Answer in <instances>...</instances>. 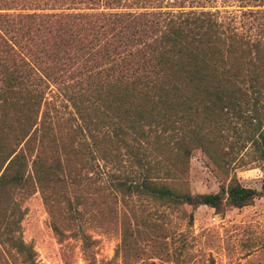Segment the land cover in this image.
Listing matches in <instances>:
<instances>
[{
  "label": "trees",
  "instance_id": "trees-1",
  "mask_svg": "<svg viewBox=\"0 0 264 264\" xmlns=\"http://www.w3.org/2000/svg\"><path fill=\"white\" fill-rule=\"evenodd\" d=\"M171 1L0 0V233L33 191L50 213L148 203L189 207V224L201 206L221 215L264 198L230 174L234 148L216 138L248 120L264 163V0ZM196 151L222 176L216 192L189 191ZM79 239L91 254L96 240ZM12 246L36 264L30 246Z\"/></svg>",
  "mask_w": 264,
  "mask_h": 264
},
{
  "label": "rangeland",
  "instance_id": "rangeland-1",
  "mask_svg": "<svg viewBox=\"0 0 264 264\" xmlns=\"http://www.w3.org/2000/svg\"><path fill=\"white\" fill-rule=\"evenodd\" d=\"M184 2L186 6H206L211 10L233 4V0ZM62 94L57 85L51 84L46 97L62 106ZM259 119L264 132V117ZM231 122L216 133L222 149L226 150L228 145L234 148L229 156L230 174H236L242 186L260 192L264 185V163L247 142L252 127L248 120ZM187 181L192 194H206L218 190L222 176L196 151L190 159ZM93 182L99 188L106 185L100 173L93 177ZM19 207L11 217L16 222L13 231L0 233V264H27L12 246L14 240L32 248L36 264H264L262 197L255 198L249 206L228 209L221 215L201 206L192 211L190 224L189 207L168 210L148 203H135L131 208L120 206L119 210L50 213L37 191L23 199ZM53 223L60 234L54 231ZM81 232L96 240L89 255L82 249Z\"/></svg>",
  "mask_w": 264,
  "mask_h": 264
}]
</instances>
